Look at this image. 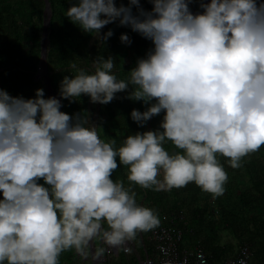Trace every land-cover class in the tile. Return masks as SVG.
I'll return each mask as SVG.
<instances>
[{
  "label": "clouds",
  "instance_id": "9594fccd",
  "mask_svg": "<svg viewBox=\"0 0 264 264\" xmlns=\"http://www.w3.org/2000/svg\"><path fill=\"white\" fill-rule=\"evenodd\" d=\"M152 4L72 3L66 15L83 30L107 39L112 29H100L118 19L154 47L127 78L113 71L112 55H97L92 71L73 61L75 74L63 76L60 96L83 93L107 103L130 89V98L148 105L133 108L131 118L143 125L163 110L158 128L128 134L117 147L115 138H101L87 112L62 111L44 88L29 98L0 88V264H60L73 248L102 264L114 248L131 252L129 242L157 226L159 216L137 201L131 185L113 179L119 164L145 188L194 181L219 195L228 173L218 154L238 168L264 144V0H210L196 14L187 0ZM120 39L131 43L128 33ZM168 141L179 150L169 151Z\"/></svg>",
  "mask_w": 264,
  "mask_h": 264
},
{
  "label": "trees",
  "instance_id": "16d2710c",
  "mask_svg": "<svg viewBox=\"0 0 264 264\" xmlns=\"http://www.w3.org/2000/svg\"><path fill=\"white\" fill-rule=\"evenodd\" d=\"M197 13L205 0H189ZM51 16L48 26L47 68L53 90L60 96V83L65 75H74L73 61L79 67L91 70L97 55L116 58L118 78H127L128 71L136 66L140 57L147 55L154 47L153 41L131 29L120 25L118 19L104 26L101 34L112 29L107 39L95 38V34L83 30L67 15L66 9L76 0H48ZM260 0H257L259 3ZM117 5H127L129 0H115ZM146 10L153 7L152 0H140ZM45 0H0V88L11 95L25 98L35 96V89L44 88L41 78H35L39 66L40 41ZM133 11H136L133 6ZM128 33L131 43L121 41L120 34ZM45 89V88H44ZM125 89L116 93L107 103H102L98 128L101 138H115L118 147L128 134L156 129L163 119V110L153 115L143 125L131 118V110L147 108L143 100L130 98ZM46 96V91L44 92ZM61 98V110L70 115L89 111V95L79 98ZM169 151L179 150L170 141L164 145ZM224 165L228 179L224 192L216 195L205 191L196 182L167 190L145 188L128 179V166L122 163L113 170L114 180H123L131 185L137 201L156 210L159 219L171 212L181 211L186 219V227L179 247L191 248L198 240L212 264L213 259L223 256L231 248V243L220 244L224 233L235 242L247 244L252 252L251 264H264V144L256 151L248 153L238 168L228 163V157L218 154ZM118 163L119 158L117 157ZM39 183L46 182L39 178ZM151 230V229H150ZM150 230L142 231L146 235ZM136 246V245H135ZM233 247V246H232ZM141 250L140 248L136 251ZM121 263L125 259L137 264L135 253L127 255L119 252ZM80 256L75 249H67L60 255V264H79ZM117 264V262H114Z\"/></svg>",
  "mask_w": 264,
  "mask_h": 264
},
{
  "label": "built area",
  "instance_id": "2783aa9c",
  "mask_svg": "<svg viewBox=\"0 0 264 264\" xmlns=\"http://www.w3.org/2000/svg\"><path fill=\"white\" fill-rule=\"evenodd\" d=\"M186 219L181 211L171 212L159 219V224L152 228L145 236L141 237L140 249L136 253L133 241L129 242L135 253L137 264H210L206 252L200 242L196 240L194 245L179 247ZM125 255L131 253L123 250V247L106 252L102 258V264H133L127 260L121 263L118 253ZM78 254V253H77ZM252 252L247 244L238 245L234 254L227 256L221 264H251ZM84 259V258H83ZM91 262V257H89ZM84 261V260H83ZM83 264H87V262Z\"/></svg>",
  "mask_w": 264,
  "mask_h": 264
},
{
  "label": "water",
  "instance_id": "95a60500",
  "mask_svg": "<svg viewBox=\"0 0 264 264\" xmlns=\"http://www.w3.org/2000/svg\"><path fill=\"white\" fill-rule=\"evenodd\" d=\"M189 4L190 10L196 14L197 11L195 10L194 7L190 5V1L187 0ZM206 3H209L208 0H205ZM50 16H51V10L49 6L48 0H45V7L43 11V21H42V29H41V41H40V59H39V66L38 69L35 73V78H41V75L43 76V81H44V87L46 91V97L47 96H56L60 100V96L58 94L53 93V88L49 80V70L47 68V45H48V26H49V21H50ZM42 68V71H41ZM62 103V101H61ZM0 198H2V195H0Z\"/></svg>",
  "mask_w": 264,
  "mask_h": 264
},
{
  "label": "rangeland",
  "instance_id": "374dc122",
  "mask_svg": "<svg viewBox=\"0 0 264 264\" xmlns=\"http://www.w3.org/2000/svg\"><path fill=\"white\" fill-rule=\"evenodd\" d=\"M209 2H210V0H208ZM107 25V24H106ZM106 25H104V26H106ZM103 26V27H104ZM102 27V28H103ZM102 28L100 29V32H101V30H102ZM95 38H98V36H96L95 35ZM92 66H91V70H93L94 69V65H93V63L91 64ZM42 70V69H41ZM41 80H42V82L44 83V81H43V76L41 75ZM45 88V87H44ZM45 90V89H44ZM53 93L56 95L57 93L53 90ZM88 105H89V111H88V116H89V120H90V122H92V123H94V124H96V125H98L99 124V116H100V114H101V112H102V103H100V102H92L91 100H90V97H89V102H88ZM0 195H2V193H0ZM226 236V234L224 233V237ZM134 243H135V245H136V247H137V249H139L140 248V243H141V237H140V234L138 233L137 234V237H136V239L133 241ZM136 253H137V251H136ZM121 260H123L122 258H120ZM84 260V261H83ZM88 260H90L89 258H87V259H83V258H81L80 257V259H79V264H83V262H86V261H88ZM126 260V259H125ZM87 264H91V262L89 263V261L87 262Z\"/></svg>",
  "mask_w": 264,
  "mask_h": 264
},
{
  "label": "crops",
  "instance_id": "0c3cea01",
  "mask_svg": "<svg viewBox=\"0 0 264 264\" xmlns=\"http://www.w3.org/2000/svg\"><path fill=\"white\" fill-rule=\"evenodd\" d=\"M225 234H226V236L224 237V234H223V236H222V238L220 240V244H224V243L229 244V243H231V248L228 249L227 251H225V254L223 252V254H222L223 256H220V257H217V258L213 259L212 264H221L222 261L227 256L234 254V252L236 251V249L238 247V244L235 242V240L233 239V237L231 235H229L227 232Z\"/></svg>",
  "mask_w": 264,
  "mask_h": 264
},
{
  "label": "bare ground",
  "instance_id": "6f19581e",
  "mask_svg": "<svg viewBox=\"0 0 264 264\" xmlns=\"http://www.w3.org/2000/svg\"><path fill=\"white\" fill-rule=\"evenodd\" d=\"M42 69V68H41ZM42 71V70H41Z\"/></svg>",
  "mask_w": 264,
  "mask_h": 264
}]
</instances>
